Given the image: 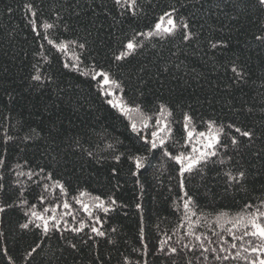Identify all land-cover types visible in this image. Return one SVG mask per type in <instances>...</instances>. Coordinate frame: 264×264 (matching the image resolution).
<instances>
[{"label": "trees", "instance_id": "1", "mask_svg": "<svg viewBox=\"0 0 264 264\" xmlns=\"http://www.w3.org/2000/svg\"><path fill=\"white\" fill-rule=\"evenodd\" d=\"M172 9L176 23L189 28L155 35V24ZM46 23L54 27L46 30ZM188 32L192 35L185 40ZM260 37L264 5L258 0H137L134 8L116 0H0V207L8 205L0 212V264H125V257L133 264H186V259L248 264L233 257L250 238L233 239L231 224L221 227L217 218L227 213L231 219L257 207L264 211ZM130 39L138 47L117 60ZM49 40L68 47L61 50ZM93 69L119 82L115 93L149 118L146 128L132 130L133 118L110 105V95L85 75ZM157 120L167 121L172 134L163 146L150 149L145 137L151 140ZM209 121L224 126L227 135L221 139L227 146H217V156L185 173L181 187L180 166L165 153H190L184 124L208 131ZM229 125L255 134L244 138ZM231 136L239 143L230 144ZM137 156L144 157L139 169ZM240 171L242 179L228 178L229 172L238 176ZM95 197L110 208L107 213L95 207L93 216L84 211L79 199ZM189 197L191 212L183 208ZM65 201L71 208L62 219L49 221L48 233L35 226L41 222L32 211L46 217ZM81 221L83 230L72 232ZM189 222L205 247L217 253L201 256L199 241L187 235ZM25 223L27 229L20 227ZM56 223L59 227L52 228ZM92 226L105 236L93 233ZM242 231L233 229L237 236ZM169 236V244L197 248L169 259L158 251L159 241ZM221 245L229 251L220 253ZM218 253L229 259L217 261Z\"/></svg>", "mask_w": 264, "mask_h": 264}, {"label": "snow or ice", "instance_id": "2", "mask_svg": "<svg viewBox=\"0 0 264 264\" xmlns=\"http://www.w3.org/2000/svg\"><path fill=\"white\" fill-rule=\"evenodd\" d=\"M260 5H264V0H258ZM117 4H120L122 7H132L134 8L137 0H116ZM29 11L33 16L36 15L34 11H32V5H27ZM176 11V9H172L171 12H165L163 16L160 17L159 21L155 24V35H170L174 34L175 31L178 28L188 29L189 25L188 23H183L182 25H178L176 23V20L173 18V13ZM165 17H167V20H165ZM43 27L47 29H51L54 27L53 24H44ZM153 32H148V36H152ZM143 35V34H141ZM192 35L191 32H188V34L184 35V39L187 40ZM261 39H264V37H260ZM48 43L55 44L54 41L49 40ZM55 46L61 50H64L68 47L66 43L64 44H55ZM79 47L83 48L85 45L81 44ZM138 47V43L135 42L134 39H130L127 44L125 45V51H122L118 56H116L117 60H123L126 56H128L132 51H135V49ZM212 47H216L215 44L212 45ZM65 67H68L66 64ZM73 67H76L77 70H79L78 65H74ZM233 71H236L234 68ZM85 75H92V78L94 80H97L98 84L103 90L104 95H115V89L120 88V84L118 81L111 78V75L109 72L106 71H96L95 69L92 70L91 73H85ZM34 80L39 81L41 79L40 75H36L33 77ZM110 105L113 107L119 108V110L124 113L125 115H129L133 111L139 113L140 109L137 107L135 109L129 107L126 105L122 98L120 101L114 102L113 100L109 99L107 101ZM166 111L165 108H161L160 115L163 116L164 112ZM169 115L171 113H168ZM148 117H142L140 123L142 127L148 126ZM185 120L189 123L192 121L191 116H185ZM189 123L184 124V128L187 130V138L188 141L191 142L193 137H197V143L200 144V147H196L193 145L192 151L188 154H185L184 152H179L176 155H172L170 152H166L165 154L171 157L173 160L176 161V163L180 166V185L183 187V177L185 173H192L194 170H199L202 163H207L211 157L217 156V146L219 147H226L227 145L222 143V134L227 135L225 133L224 126H216V123L214 121L208 122V131H199L197 132L195 128H189ZM157 124L160 125V127L151 133V140H148L145 137V142L150 145V149H157L158 147L163 146L166 143V138L170 137L172 134V129L167 121H161L157 120ZM228 127H235L234 125H229ZM132 130L134 132H139V129L137 127V123L135 120L132 122ZM235 132L239 133L240 136L244 138H252L254 136V132L252 130H241L239 127H235ZM163 133V135H162ZM10 139V138H9ZM230 144L236 145L239 143L237 138L235 136H231L230 138ZM91 154V153H89ZM116 159H119V157H116ZM136 167L142 168L144 166V157L137 156L134 158ZM224 161H220V163H223ZM4 161L0 159V166H2ZM17 167H20L17 165ZM17 176H23L25 175L24 172H17ZM29 176H31V173H28ZM228 178L230 180H237L238 178L242 179L245 175L243 171H240L238 173V176H233L230 172L227 174ZM3 177L0 176V179ZM16 183H20V181H16ZM57 187L61 188L63 190V185H60L57 183ZM47 187V185L45 186ZM3 189V185H0V190ZM81 195H85V193H81ZM185 196H187V193H185ZM43 199V197H41ZM97 203L95 204V208H98L102 210L103 212L107 213L110 208L105 205V202L100 197L94 198ZM85 212L88 213L89 216H93L92 211V205L85 204L83 201H79ZM21 203H27V201H21ZM110 203L112 205L116 204L115 199L110 198ZM192 201L189 197L188 199L183 201V208L187 210L188 212H191V205ZM264 203V201H262ZM8 205H5L4 207H0V212H3L5 210V207ZM63 207L68 209L71 208V205L67 203L66 201L63 203ZM137 207L139 208L140 205L137 204ZM252 207V206H247ZM192 215H195L194 212L191 213ZM31 216L35 217L37 220H39L41 223L35 225L37 228L42 227L45 233H48L51 229L49 226V221H57L56 216H49L45 217L43 214L37 213L36 211L31 212ZM187 218V217H186ZM97 220H99V217H96ZM218 223H220V226L223 227L224 224H231V228L228 229V232L232 235L233 239L245 241V237H249L247 241H245L244 244L241 245L242 251H237L235 254L234 259H243L245 261H248V264H264V211H262L259 207L256 208L255 211H249L242 214H237L235 217H232L231 219L228 218L227 213H221L220 216L217 218ZM31 223V221H30ZM67 226V225H65ZM20 227L27 229L29 227V223H25L20 225ZM59 227V223L53 224L52 228ZM85 227V224L83 221L80 222L79 227H72V232H81L83 228ZM189 231L187 232L188 236L195 237L197 241H199V248L202 249L201 256L204 255V253H207L209 251L213 253H217L216 248H212L211 250L207 247H205V242L201 238V236H197L196 233L192 230L191 222H189ZM233 229H241L242 235L237 236ZM91 231L95 233L97 236H105V232L101 231L100 228L92 226ZM113 232L116 231L115 228L112 229ZM254 238V239H251ZM172 239L171 236L167 237L165 240H160L158 245V251L171 259L173 256H178L182 249L189 248V249H196V244H182L179 247L174 246L172 244H169V241ZM112 242V241H110ZM86 243V241H85ZM211 243V241H209ZM247 245V246H246ZM72 248H76L75 244L71 245ZM146 248L147 245H144ZM231 247L234 249L236 248V244H232ZM4 251H7L5 249ZM33 252L36 251L34 248L32 250ZM229 251L228 248L223 247V245L220 246L219 252L220 253H227ZM255 253V258H250L247 255H244L243 253L247 252ZM31 255V253H29ZM11 259V257H9ZM125 259V264H133L132 261L128 260L127 257ZM215 259L217 261L219 260H228L229 257L227 255H220L219 253L215 256ZM172 264H177L175 260H172ZM186 264H192L191 260L186 259Z\"/></svg>", "mask_w": 264, "mask_h": 264}, {"label": "rangeland", "instance_id": "3", "mask_svg": "<svg viewBox=\"0 0 264 264\" xmlns=\"http://www.w3.org/2000/svg\"><path fill=\"white\" fill-rule=\"evenodd\" d=\"M110 98H111V100H113L114 102H116V101H120V98H119V94H116L115 93V95H110ZM129 116L130 117H132L133 118V120H135L136 121V123H137V126H141V124L139 123V121H138V119L139 120H141L142 119V116L140 115V113H137V112H135V111H133L132 113H130L129 114ZM138 117V119H136ZM135 118V119H134ZM155 123H157V121L155 122ZM159 127H160V125H159ZM197 137H193V139H192V141H191V144H192V147H193V145H195L196 147H200L201 145L200 144H198L197 143ZM191 151H192V149H191ZM87 197L85 196L84 197V199H86ZM81 199V198H80ZM79 199V201H81ZM85 204H88V205H92L93 207H95V204L97 203V201H95L94 199H92V198H88L87 199V202H84ZM92 207V208H93ZM65 209L66 208H60V209H57V207H54L53 209H49V210H51V212L50 213H48V215L46 216V217H49V216H56V217H59V219H62V216L64 215V214H66L67 212H65ZM66 210H68V209H66ZM56 214V215H55ZM58 220V219H57ZM51 221V220H50Z\"/></svg>", "mask_w": 264, "mask_h": 264}]
</instances>
